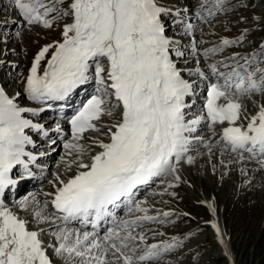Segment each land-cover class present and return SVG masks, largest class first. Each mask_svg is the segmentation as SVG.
<instances>
[{
	"label": "snow or ice",
	"instance_id": "6c2138e0",
	"mask_svg": "<svg viewBox=\"0 0 264 264\" xmlns=\"http://www.w3.org/2000/svg\"><path fill=\"white\" fill-rule=\"evenodd\" d=\"M222 4L174 9L165 0H14L26 25L60 31L34 54L24 80V96L40 107L22 106L21 93L10 96L0 87V264H159L181 241L150 243L164 233L147 225L173 224L174 213L139 199L140 189L168 176L167 189L179 187L182 162L194 163V142L212 154L210 138L198 135L202 125L213 136L221 129V155L230 151L264 169V45L241 57L244 64L238 53L217 58L244 33L201 48L208 41L196 39L197 26L186 22L190 11L203 20V11L214 16ZM177 35L190 36L189 44ZM90 83L94 94L68 120L66 175L55 174L45 199L32 195L9 206L6 190L20 182L15 175L34 178L30 165L38 157L26 150L35 147L29 132L49 137L29 114L39 117L50 101H68ZM53 131H62L59 123ZM167 189L153 195H177ZM202 203L216 215L213 203ZM206 223L231 260L218 222Z\"/></svg>",
	"mask_w": 264,
	"mask_h": 264
},
{
	"label": "rangeland",
	"instance_id": "374dc122",
	"mask_svg": "<svg viewBox=\"0 0 264 264\" xmlns=\"http://www.w3.org/2000/svg\"><path fill=\"white\" fill-rule=\"evenodd\" d=\"M173 1L179 5L180 2L187 3L189 0H165L170 6H172ZM1 5L0 22L7 23L0 28V59L1 61L4 60L0 67L4 73L2 78L7 81L4 87L6 93L9 91L14 95L15 86H18L16 82L19 80L21 84L24 83L34 54L44 44L58 39L60 29L54 27L49 30L40 26H28L18 18L15 8H13L15 7L13 2L2 3ZM189 5H192L189 8L193 9V7L200 6L201 1L191 0ZM212 11L215 13L214 16L204 17L203 20L196 21L197 31L194 33L195 37L208 41L207 44L201 45V48L218 44L222 37L236 40L244 33L243 40H240L228 50L225 49L223 53H226L227 56L238 53L237 57H251L253 53L260 51V46L263 45L261 43L264 42V0H225L222 6L215 7ZM191 13H195V11H190L188 16ZM178 25L180 24H175L174 27ZM181 27L182 25H180ZM245 29H247L246 33L244 32ZM176 38L185 39L186 42L191 40L190 36L181 37L177 35ZM223 53L219 56L220 58L225 57L222 56ZM195 66V64H192V67ZM260 66L264 67V64ZM0 75H2V70ZM93 85L96 88V85ZM19 88L20 86H18ZM92 94L94 93L92 92ZM254 98L260 100L259 96ZM247 100L245 99L243 102L245 103ZM27 102L29 101L27 100ZM206 129L208 128L205 127ZM218 130L217 127L216 131ZM86 135L96 136L98 134L86 133ZM64 138L59 146L56 144L60 141L55 142V148H51V143H45L37 148L41 153L49 154V158H51L49 162L52 161L47 164L49 171L47 167L44 179L37 185L43 193L48 192L47 189H52V184L49 181L55 179L56 173H60L62 178L66 175L65 163L61 161V157L65 156V149L62 144H64V141L71 140V133L66 131ZM196 146L189 153L194 157V163L189 165L185 162L181 166L182 169L180 168L182 182L179 187L167 189V183L173 179L172 176H168L156 182L150 188L152 191L140 198L146 199L156 210L175 211L173 216L169 218L175 223L147 225L164 233L163 236H157L156 240L168 241L172 237H182V239L180 238V246L183 244L185 246L179 248L180 252L176 250L173 255L169 256L167 264L169 262L170 264H264V169L258 163L257 168H255L256 160L250 161L247 166L248 173L244 186L245 182L240 183L242 171L239 161L233 166L232 162L228 164L231 161L230 158L225 160L217 153L219 148L213 147L210 156L208 154L209 150L204 144ZM220 151H222L221 148ZM227 155L230 157L238 156L237 158L240 159L238 154L231 153ZM66 159L71 158L66 157ZM227 166L232 170L228 171ZM227 171L228 173H226ZM250 171H256L254 175H260V179L254 176L252 182L249 183ZM70 174L67 173V175ZM253 182L257 183L252 184ZM165 189L168 192L174 191L177 195L175 197L153 195V193H161ZM205 197H209V199L205 200ZM202 201H208L216 205V214L231 260L225 257L224 245L219 242L215 230L209 229L210 225L206 223L213 216ZM183 213H189L190 215L184 216ZM154 226H158V228H154ZM215 237L219 242L218 245L215 243ZM160 263L166 264L164 261Z\"/></svg>",
	"mask_w": 264,
	"mask_h": 264
},
{
	"label": "bare ground",
	"instance_id": "6f19581e",
	"mask_svg": "<svg viewBox=\"0 0 264 264\" xmlns=\"http://www.w3.org/2000/svg\"><path fill=\"white\" fill-rule=\"evenodd\" d=\"M191 0H189L187 3L186 2H180V4L178 5V3H176V2H172L173 4H175L174 6H178V8L180 7V8H185V6L187 5V8H189L190 7V5H189V2H190ZM192 3V2H191ZM190 3V4H191ZM0 10H1V8H0ZM1 70L3 71V69L1 68ZM1 70H0V74H1ZM2 76L0 75V78H1ZM2 81H1V79H0V83H1ZM16 85H18V86H22V84H21V81H19V80H17V82H16ZM87 90H92V86H91V83L87 86ZM21 94H22V91L20 92ZM19 98H21V96L19 97ZM245 100V99H244ZM246 104H248V106H249V108H250V110L252 109V105H251V102L249 101V100H247L246 102H245ZM71 106H73V105H71ZM71 109H73L72 107H70V110ZM199 109V108H198ZM70 110H68V111H70ZM67 111V112H68ZM203 127V126H202ZM200 129H202V128H200ZM218 129L220 130V128L218 127ZM216 131V132H220V131ZM69 131H71V128H70V130ZM207 133V134H206ZM206 134V135H205ZM195 136V135H194ZM201 137H203V138H205L206 140L207 139H209L210 138V140H211V143L214 145V147H216V145L214 144V142L215 141H219L220 140V137L216 134V135H214L213 136V134H211V130H206L205 132H202V136ZM58 142L59 140H55V142ZM55 144V143H54ZM51 145L52 147L51 148H55V146L56 145H58L59 146V144H61V143H57L56 145ZM196 144V143H195ZM61 146V145H60ZM207 148V147H206ZM208 149V148H207ZM222 152V151H221ZM221 152L220 151H217V153L220 155V156H222L223 158H225V160H229V158L231 159V161H229V163L228 164H230V162H232V165L233 166H235L236 165V162L237 161H239V163L241 164V169H243L244 171L242 172V176L240 177V183L241 184H243L244 182H245V179H246V175H247V166H248V163H249V160H247L246 161V159L243 161V162H240V159H238L237 157H234V156H228L227 154H225L224 152H223V155H221ZM208 154H209V151H208ZM230 155V154H229ZM211 156V155H210ZM212 158V157H211ZM49 159H51V158H48V159H46L47 160V162H46V164H50L51 162H49ZM213 162H215V161H213ZM213 162H212V164H213ZM185 162H182V164H184ZM181 164V165H182ZM254 166H255V168H257L256 166H258L257 165V163H255L254 164ZM51 167V166H50ZM221 167V165L219 166V168ZM228 167V166H227ZM218 168V167H217ZM51 169V168H50ZM230 170H232V168H230V167H228V171H230ZM48 171H49V166H48ZM228 171L226 172V173H228ZM46 172H47V170H46ZM255 172L256 171H250V174H249V178H250V180H249V183H251L252 182V179L254 178V174H255ZM45 175V174H44ZM260 175H257V176H255V178H259L260 179ZM35 183H37V182H35ZM257 182H253L252 184H256ZM245 184H246V182L244 183V186H245ZM21 185L19 184V185H17L16 186V188H17V190H19V189H22V188H24L25 186H22V187H20ZM45 190V189H44ZM47 190H49L48 192H50V191H52V189H47ZM17 195H22V196H20V197H18L16 200H14V201H7L6 199H5V202L9 205V206H13L14 204H15V202H17V201H19V200H22L23 198H25V197H30V196H32V195H35L38 199H41V200H43V199H45V197L43 196V191L42 190H39L38 189V187H36V189H31L30 190V192L28 193V194H26V195H24L23 194V192H17V194H16V196ZM208 200L209 199V197H205V200ZM215 206V208H216V205H214ZM217 218V217H216ZM213 220H215V218H213ZM218 221H219V219H217ZM202 226H204V227H206L207 225H202ZM208 227V226H207ZM206 227V228H207ZM209 229H212V228H210L209 227ZM215 243L218 245L219 244V242L217 241V238L215 237ZM182 246H185V244H183ZM182 246H179L178 248H182ZM178 248L176 249L177 251H179L178 250ZM189 248H191V247H189ZM188 248V249H189ZM176 250H174V251H172L169 255H167L166 256V261H167V258L169 257V256H171V255H173L174 254V252L176 251ZM180 252V251H179ZM184 253H188V252H184ZM190 253H192V252H189L188 254H190ZM197 255H198V253H197ZM165 257V256H164ZM197 257V256H196ZM196 259V258H195ZM181 260V259H180ZM160 263V262H159ZM167 263H168V261H167ZM166 263V264H167ZM161 264V263H160Z\"/></svg>",
	"mask_w": 264,
	"mask_h": 264
}]
</instances>
